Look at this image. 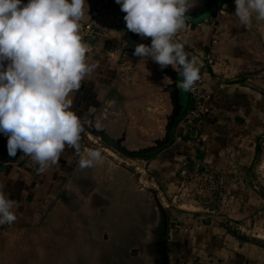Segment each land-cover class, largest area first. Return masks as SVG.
<instances>
[{
	"label": "crops",
	"instance_id": "obj_1",
	"mask_svg": "<svg viewBox=\"0 0 264 264\" xmlns=\"http://www.w3.org/2000/svg\"><path fill=\"white\" fill-rule=\"evenodd\" d=\"M27 2L23 0L24 4ZM191 2L196 6L186 14L190 17L177 37L181 34L190 40L192 45L188 48L207 47L210 44L209 26L198 24L212 18L222 31L223 39L213 46L217 62L207 80L211 93L209 112L199 131H195V135L200 132L198 138L205 146H196V150L189 152L188 162L181 165L186 163L191 168L199 163L210 169L214 179L222 181L224 195L217 198L212 204L214 207L192 204V210L178 206L179 210L171 213L172 217L168 213V264H264V238L258 235L262 231L264 235V195L255 183L259 143L264 150V89L258 87H264V37L255 26L246 29L239 24L234 15L235 0ZM222 7L225 12L217 15ZM95 10H98L94 20L96 35L91 42L96 50L87 53L86 57L89 63L99 66L82 82L81 88L71 94L74 98L72 110L80 117L82 125L92 118L95 123L97 120L113 122L106 112H112V103H120L118 97L128 93L125 79L130 75L133 60L139 58L133 54L135 47L140 43L150 45L152 39L142 38L127 29L126 14L116 0H86L81 23L91 21ZM194 15H203V20H190L196 17ZM91 129L94 134H104L115 143L110 135L116 127L108 126L109 138L103 128ZM7 143L8 137L0 132V151H8ZM105 144L116 149L111 143ZM22 155L16 163L0 162V184L5 185V195L16 202L13 211L17 216L14 223L0 227H26L48 222L54 211L62 208L61 192L67 187L68 180L77 174L75 166L79 156L67 146L58 163L43 173L36 171L38 165L33 164L30 157ZM158 160L154 167L162 174L169 163L163 158ZM247 219L249 226L242 231L233 230L229 225V222L243 223Z\"/></svg>",
	"mask_w": 264,
	"mask_h": 264
},
{
	"label": "rangeland",
	"instance_id": "obj_2",
	"mask_svg": "<svg viewBox=\"0 0 264 264\" xmlns=\"http://www.w3.org/2000/svg\"><path fill=\"white\" fill-rule=\"evenodd\" d=\"M194 16L190 20H203V15ZM177 36L175 40L183 43L185 49L192 45L181 34ZM169 70L174 69L172 66L161 69L150 58L133 60L130 75L125 79L128 93L118 97L120 103H112V112H106L113 122H101L107 137L109 125L117 128L110 137L115 142L119 140V146L125 150H148L158 139L164 138L172 110ZM258 87L264 89L261 85ZM180 102L181 117L190 108V92H181ZM94 121L92 118L83 125L81 151L86 154V150L99 149L102 161L94 167L81 169L79 157L76 176L68 180L61 192L64 204H60L62 208L55 210L48 222L0 227V264H128L132 238L143 235V224L159 219L150 195L140 188V183L157 191L163 207L170 212L169 217L179 210L178 206L192 210V204H211L224 195L213 174L214 187L220 189L218 197L213 193V186L211 191L202 194L199 188L208 183L207 167L193 165L188 168L186 165L189 152L196 150L198 145L205 146L198 138L200 132L188 135L190 128L196 130L201 123L190 127L183 115L172 128L169 141L156 153L151 151L144 157L110 149L105 144L113 145L110 140L93 133L91 128L99 130L94 127ZM260 146L255 183L264 193V173L258 174V167L264 162V150ZM158 158L169 163L162 174L154 167L159 163ZM184 161L186 163L181 165ZM262 232L258 235L264 238Z\"/></svg>",
	"mask_w": 264,
	"mask_h": 264
},
{
	"label": "clouds",
	"instance_id": "obj_3",
	"mask_svg": "<svg viewBox=\"0 0 264 264\" xmlns=\"http://www.w3.org/2000/svg\"><path fill=\"white\" fill-rule=\"evenodd\" d=\"M86 0H0V132L8 137V155L17 151L31 158L43 173L58 163L65 147L80 157L81 169L102 161L99 149L81 151L84 127L72 110L76 93L98 64L89 63V48L80 35ZM130 32L140 43L134 55L149 58L161 69L172 66L176 88L195 92L201 79L200 61L174 39L186 27L191 0H116ZM234 15L246 29L255 26L264 37V0H235ZM96 128H101L99 121ZM264 173V162L258 174ZM264 178V176H262ZM0 184V225L17 220L16 202Z\"/></svg>",
	"mask_w": 264,
	"mask_h": 264
},
{
	"label": "built area",
	"instance_id": "obj_4",
	"mask_svg": "<svg viewBox=\"0 0 264 264\" xmlns=\"http://www.w3.org/2000/svg\"><path fill=\"white\" fill-rule=\"evenodd\" d=\"M225 12L224 8H220L219 11L217 12L218 14H223ZM98 16V10H95L92 14V20L86 23H81L83 25L80 35L82 36V40L84 43L87 44L89 48V52H94L96 50V46L93 45L91 40L95 37L96 35V30H95V22ZM199 26H209V32H210V44L207 47H199L198 49L194 48H187L185 51L189 54V56H197L200 63L198 67L200 68V73H201V79L200 81L197 82L195 85L196 91L195 92H190V97H191V106L188 112L185 114V123L188 124L190 127L195 126V123H201L204 116L209 112V107H210V101H211V93L208 90L207 87V80L212 76L214 72V67L217 62V56L216 53L213 49L214 45H217L220 43L223 39V33L214 24V20L212 18L206 19L203 22L198 24ZM91 38L90 40L88 38ZM175 39V38H174ZM200 128L197 127V130ZM191 130V128H190ZM190 134V133H189ZM196 166H199V163L196 164ZM208 183L204 184L203 186H200V192L204 194V192H209L211 191V187L213 186V193H215V196L218 197L219 195V190L217 187H214L213 180L211 179L212 171L208 169ZM220 184L218 185L219 188H222V181H218ZM250 223V220L247 219L243 223H237V222H229V225L233 230H239L242 231L244 227H248Z\"/></svg>",
	"mask_w": 264,
	"mask_h": 264
},
{
	"label": "water",
	"instance_id": "obj_5",
	"mask_svg": "<svg viewBox=\"0 0 264 264\" xmlns=\"http://www.w3.org/2000/svg\"><path fill=\"white\" fill-rule=\"evenodd\" d=\"M88 39L90 40L91 38L89 37ZM132 42L134 45L137 44L135 40H133ZM168 73H169V76L171 79V83L169 84V92H170V98L172 101V110L168 116V122H167L166 133H165L164 138L158 139L155 142V145L152 146L151 148H149L148 150L143 149L140 151L125 150L124 148L119 146V140L115 143L112 142V144H113L112 146H114L116 149H118L119 152H122V153H124L126 155H130V156H133V155L145 156L148 152L159 150L162 145H164L165 143H167L169 141L170 132H171L172 128L174 127L176 121L180 117L182 104L180 102L181 91L176 88V82L179 79V75H178L176 70H169ZM190 133L192 135H194L195 129H191ZM21 154H22V152L18 150L15 157H10L8 155V151H0V162H2V163H16ZM21 163H23V162H21ZM140 188L150 195V199H151V201H153V203H154L153 205L159 214V220L162 219V221L164 222V226H163V230H162L163 238L159 242L160 258L158 259V263L159 264H168V256H167L168 213H167V210L163 207V204L158 197V193L153 187L146 186V185L140 183Z\"/></svg>",
	"mask_w": 264,
	"mask_h": 264
},
{
	"label": "flooded vegetation",
	"instance_id": "obj_6",
	"mask_svg": "<svg viewBox=\"0 0 264 264\" xmlns=\"http://www.w3.org/2000/svg\"><path fill=\"white\" fill-rule=\"evenodd\" d=\"M100 136V135H99ZM104 140V134L101 136ZM158 220V221H157ZM164 222L162 219L148 221L143 224V235L132 238V246L129 249L130 262L128 264H159L160 245L159 242L163 238ZM121 264H125L124 262Z\"/></svg>",
	"mask_w": 264,
	"mask_h": 264
},
{
	"label": "trees",
	"instance_id": "obj_7",
	"mask_svg": "<svg viewBox=\"0 0 264 264\" xmlns=\"http://www.w3.org/2000/svg\"><path fill=\"white\" fill-rule=\"evenodd\" d=\"M181 117H179L178 119H180ZM128 156H130V155H128ZM263 195H264V193H263ZM215 202H216V200L213 202V203H211V206L212 207H214V205H212V204H215ZM253 240H255V238L253 239Z\"/></svg>",
	"mask_w": 264,
	"mask_h": 264
}]
</instances>
